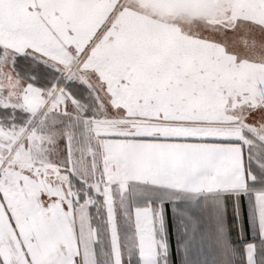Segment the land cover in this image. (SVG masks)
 Returning <instances> with one entry per match:
<instances>
[{
  "label": "snow or ice",
  "instance_id": "obj_1",
  "mask_svg": "<svg viewBox=\"0 0 264 264\" xmlns=\"http://www.w3.org/2000/svg\"><path fill=\"white\" fill-rule=\"evenodd\" d=\"M0 264H264V0H0Z\"/></svg>",
  "mask_w": 264,
  "mask_h": 264
}]
</instances>
